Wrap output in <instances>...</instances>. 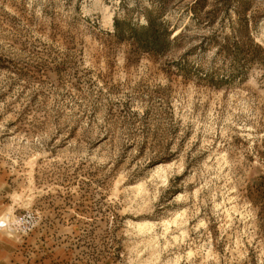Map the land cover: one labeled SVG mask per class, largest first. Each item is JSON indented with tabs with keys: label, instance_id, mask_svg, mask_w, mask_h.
I'll return each mask as SVG.
<instances>
[{
	"label": "rangeland",
	"instance_id": "obj_1",
	"mask_svg": "<svg viewBox=\"0 0 264 264\" xmlns=\"http://www.w3.org/2000/svg\"><path fill=\"white\" fill-rule=\"evenodd\" d=\"M0 264H264V0H0Z\"/></svg>",
	"mask_w": 264,
	"mask_h": 264
},
{
	"label": "built area",
	"instance_id": "obj_2",
	"mask_svg": "<svg viewBox=\"0 0 264 264\" xmlns=\"http://www.w3.org/2000/svg\"><path fill=\"white\" fill-rule=\"evenodd\" d=\"M33 222L31 221L30 215L18 218L13 222L5 221L3 224H0V228H8L9 230H14L20 233H25L31 229Z\"/></svg>",
	"mask_w": 264,
	"mask_h": 264
},
{
	"label": "bare ground",
	"instance_id": "obj_3",
	"mask_svg": "<svg viewBox=\"0 0 264 264\" xmlns=\"http://www.w3.org/2000/svg\"><path fill=\"white\" fill-rule=\"evenodd\" d=\"M6 220L9 221L7 217H5L2 220H0V224H3Z\"/></svg>",
	"mask_w": 264,
	"mask_h": 264
}]
</instances>
